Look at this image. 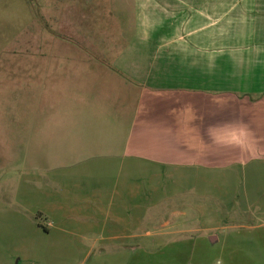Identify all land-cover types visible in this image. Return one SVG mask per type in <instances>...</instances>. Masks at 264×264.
<instances>
[{"label":"crops","instance_id":"crops-1","mask_svg":"<svg viewBox=\"0 0 264 264\" xmlns=\"http://www.w3.org/2000/svg\"><path fill=\"white\" fill-rule=\"evenodd\" d=\"M128 3L134 42L67 64L76 106H93L65 112L67 140L101 153L33 179L0 264H264V0ZM87 17L82 33L100 37Z\"/></svg>","mask_w":264,"mask_h":264},{"label":"rangeland","instance_id":"rangeland-1","mask_svg":"<svg viewBox=\"0 0 264 264\" xmlns=\"http://www.w3.org/2000/svg\"><path fill=\"white\" fill-rule=\"evenodd\" d=\"M92 1L100 8L91 15ZM134 12L128 0H0V255L18 250L19 245L9 241L15 230L2 224L17 221L14 217L25 213L24 206L35 207L33 194L28 193L29 186L35 185L33 179L66 174L68 159L76 156L73 152L84 157L101 153L90 142L73 143L77 146L71 148L67 140L65 112L93 107L80 100L76 106L81 90L68 82L67 64L70 55L76 62L91 61L88 53L77 48L95 45L101 52L97 62L111 61L136 39ZM89 15L95 16L92 21L96 23L89 29L100 32V37L82 33L81 21ZM91 80L84 81L87 88L92 86ZM102 81L99 88L103 93L107 88L105 95L115 103L120 88L111 80ZM106 102L111 100L102 101ZM106 118H84L87 130ZM109 118L113 125V115ZM234 142H242L240 135ZM4 207L12 208L13 213Z\"/></svg>","mask_w":264,"mask_h":264}]
</instances>
